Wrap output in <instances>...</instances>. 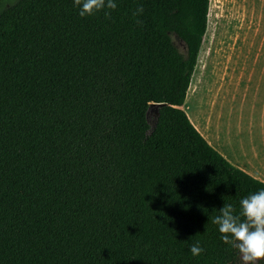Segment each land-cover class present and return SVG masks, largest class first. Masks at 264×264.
Listing matches in <instances>:
<instances>
[{"label": "trees", "instance_id": "16d2710c", "mask_svg": "<svg viewBox=\"0 0 264 264\" xmlns=\"http://www.w3.org/2000/svg\"><path fill=\"white\" fill-rule=\"evenodd\" d=\"M114 3L0 8V264H243L212 219L264 182L181 109L210 0Z\"/></svg>", "mask_w": 264, "mask_h": 264}, {"label": "crops", "instance_id": "0c3cea01", "mask_svg": "<svg viewBox=\"0 0 264 264\" xmlns=\"http://www.w3.org/2000/svg\"><path fill=\"white\" fill-rule=\"evenodd\" d=\"M252 15L264 16V0L247 4ZM200 54V52H199ZM199 54L181 109L208 144L230 164L264 182V68L247 78L226 75L218 68L206 69L210 79L199 93L198 117L186 110L191 81L199 66ZM229 77L230 90L221 84ZM248 85H246V84ZM202 88V86L200 87Z\"/></svg>", "mask_w": 264, "mask_h": 264}, {"label": "rangeland", "instance_id": "374dc122", "mask_svg": "<svg viewBox=\"0 0 264 264\" xmlns=\"http://www.w3.org/2000/svg\"><path fill=\"white\" fill-rule=\"evenodd\" d=\"M15 0H0V8L10 6ZM254 0H210L208 31L199 54V66L193 79L186 101V110L194 119L198 113L199 93H206V69L218 68L228 76L247 78L264 68V16L252 15L247 10ZM172 39L180 52L185 53L184 43L175 35ZM221 84L223 93L230 90L229 77ZM246 84V83H245ZM248 85V84H246ZM202 86V88H200ZM153 121V115L149 116Z\"/></svg>", "mask_w": 264, "mask_h": 264}, {"label": "clouds", "instance_id": "9594fccd", "mask_svg": "<svg viewBox=\"0 0 264 264\" xmlns=\"http://www.w3.org/2000/svg\"><path fill=\"white\" fill-rule=\"evenodd\" d=\"M79 6V15H93L103 9H115L114 0H74ZM144 12L142 5L137 6L134 16ZM105 16H110L105 12ZM138 24L142 21L137 20ZM240 213L232 204H223L219 215L213 217L212 223L218 226L222 241L238 248L243 264H257L264 260V190H259L240 200ZM193 256H199L204 248L199 242L190 247Z\"/></svg>", "mask_w": 264, "mask_h": 264}, {"label": "water", "instance_id": "95a60500", "mask_svg": "<svg viewBox=\"0 0 264 264\" xmlns=\"http://www.w3.org/2000/svg\"><path fill=\"white\" fill-rule=\"evenodd\" d=\"M164 106H166L165 103H159V104L152 103L148 107V109L146 111V120H147L148 124L151 126L149 133L154 129V127L156 125L157 118L159 116V110ZM150 115H153V121L152 122L149 119Z\"/></svg>", "mask_w": 264, "mask_h": 264}]
</instances>
